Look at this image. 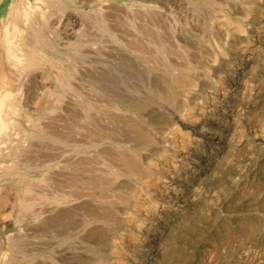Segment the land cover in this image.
<instances>
[{
  "label": "rangeland",
  "instance_id": "obj_1",
  "mask_svg": "<svg viewBox=\"0 0 264 264\" xmlns=\"http://www.w3.org/2000/svg\"><path fill=\"white\" fill-rule=\"evenodd\" d=\"M110 1L84 0L83 2H78L82 9H70L77 11L81 23H77L78 25L75 26V24L72 25L73 21H71L72 23L68 21L67 28H73L75 32L78 31L80 33L78 36L75 34L73 39L80 38L81 43L77 49L71 51L70 59L67 60L69 63H66V65H70L71 62L72 65L76 66L77 72H73L71 76V81L74 84L71 83L76 87V93L80 92V98L78 100L74 94H70L67 99H74V102L68 103L70 110H66L69 109L67 106L64 109H57L58 113L56 111L53 112L54 116H56L55 113L60 116H56L55 125L57 124V126L54 128L57 131L62 128V130H59L60 132L64 131L63 133L72 135L71 138L76 143L78 142L76 145L81 151L79 155L81 160H79L80 163L78 164V167L80 166L79 181H81L79 182L81 186L79 188L85 205L97 203L98 205L109 206L114 210H118L119 214L128 213L126 216L128 215L129 219H132L131 221L144 220L147 226L140 232L141 242L137 245L133 240H128L130 234L136 233V228L130 225L131 222L126 227L122 225L119 221L120 218H118V222L99 221L89 225L86 223V211L84 210L80 219L84 232L79 234V245L81 246L80 250L83 254V259L86 261L89 259L90 261L88 260L89 263L84 261L83 264H264V46H261L260 59L256 60L250 69L248 64H243L245 61L239 55L233 57L231 64L222 72L223 81L221 85L217 88L211 87L207 91L209 102H206L203 106L206 110L210 109L212 98H217L221 103L207 117L199 116L197 113L195 119H198L195 122V120H183L179 115H175L182 129L183 134L181 137L187 140L184 142L185 144L178 142L179 146L176 149L174 146L176 144L172 142L171 133L167 134L169 131L161 132L164 140H157V143H147L143 141L144 138L141 139V136L143 137L144 135L143 130H145L143 127L145 126L144 128H146L148 124L144 121L147 117L145 107H137L135 101L139 100L143 95L147 97L150 91L148 87L150 81L147 79L149 78L147 77L148 75H146L148 74V69L152 68L153 73L155 71L154 74L157 72L164 77L167 72L168 74L171 73L168 68L169 63L175 58L177 59V56H180L181 60L183 55L185 56L184 59L190 58L195 49L192 38L198 39V34L203 33L204 27L207 28L208 22L213 17L215 18L219 6L221 8L222 5L223 8L224 4H228V2L227 0H211L212 2L219 1L220 4L223 3L220 5L219 3L215 4V2L211 3L209 0H169L167 3L160 4L161 12H164L161 13L162 15L164 14L163 17L159 15L160 18L158 16H152V18L144 15L142 18L146 21L144 19L138 21L142 25V29H144V26L145 30H148L145 33L147 37H151L152 41L157 37H161L160 35L162 37L165 36L164 38L168 44L167 51H170V53H168L167 59H162L159 54L153 53V50L151 51L152 53L146 54L133 50L130 52L132 63L131 60L127 62V60L123 61L119 57H106V54V59L100 61L99 55H97L101 35L96 33L100 32L96 28V20L99 17L101 6L105 10V6H108L107 4ZM176 1L179 3L182 1V4L180 5ZM100 2L103 3L101 4ZM170 4H174V6H171L174 7L172 8L173 10L170 9ZM238 4L243 5L242 2ZM175 5H177V9H175ZM248 6H251L255 12L260 11V8L264 7V0L253 1ZM175 11L177 12L175 13ZM227 11L230 13L235 12L232 8H227ZM236 13L234 18H241L240 12ZM125 17L122 16L121 18L123 21L127 19L124 22L129 25L131 21L128 17ZM184 19L187 21H184ZM183 21L184 23L182 24ZM197 21L200 25L202 22L200 27L201 29L203 28L202 30L198 29L200 25H198ZM186 22L188 23L187 26L189 25L188 28L190 27L189 29L185 26ZM247 22L252 23V20H247ZM167 23L168 25H166ZM165 27H170L171 31L169 30L170 28L166 29ZM162 28L166 32L164 35L160 34ZM177 29L182 30L183 37L187 38L183 39L181 37V40ZM184 31H189V35ZM190 35H192V38ZM61 36L64 37L63 34ZM233 37L234 34L230 33L229 36H226L224 42L231 40ZM188 38L191 39L189 40ZM189 41H192V45L187 44ZM179 44H181V47L178 46ZM171 51L176 54H172ZM232 65L233 68H236L234 73L231 72ZM193 66L194 68L197 66L195 70L200 75V82L199 86L192 88V93L196 90V92H200L201 85L216 77L210 71L195 63ZM113 67L114 70L112 69ZM86 68L92 69V72L86 70ZM141 68L147 70L144 69L146 74L144 70V73L142 72ZM98 69L99 73L96 72ZM46 70L49 69L40 68V70L36 69V71L32 72L38 77L34 83L41 88L40 90L37 89L39 93L43 91V86H51L54 83L51 77L50 80H48L49 78L43 79L41 77L47 74ZM46 76L49 77L50 75ZM16 88H18V85ZM225 99L226 101H224ZM33 100L36 101V99ZM48 100L52 101L53 98H48ZM27 101L34 107V101H30V98ZM80 101L82 103L90 102L94 108L89 111L92 118L90 122L85 120V123L83 121L82 114L86 109L80 104ZM229 101L235 104L237 110H240L237 117H235L236 112L233 114L230 111L225 114ZM153 102L173 111L169 104L165 102H161L156 98H153ZM79 105L80 107H75ZM72 110L75 111L73 112ZM143 117L144 120H142ZM233 118H236V120L232 121ZM224 120H228V123H223ZM81 121L83 122L81 123ZM90 127L93 129H89ZM141 129L143 132L140 131ZM93 134L94 136H92ZM187 134L189 135L187 136ZM76 138L79 139L77 140ZM72 142L68 146L62 143V146L71 148L73 145L75 146ZM124 149H130L133 153L137 152L142 157L153 156L156 153L158 157L152 161V164L156 167L158 166V168L162 167L164 162V158H161L159 153L168 151L170 162L174 165L171 166L170 174L172 175L163 178V180L172 187L170 192L164 194L156 191L148 192L147 187L142 184L143 189L146 191L142 190L141 196L138 197L141 204L139 202V205L135 207L132 201H125L124 199V197H129V193H121L113 185L111 188L99 185L98 181L106 178L104 173H106L107 169L110 167L118 169L120 166L117 159H112L106 154L117 155L118 152L121 153ZM71 150L68 149L70 152ZM112 150L115 152L113 153ZM175 154L178 155L177 158L173 157ZM175 161L176 163H174ZM91 176L93 177L90 178ZM130 179L124 176L119 180H121L120 182H126ZM137 181L140 182L139 179ZM65 183L70 185L72 181ZM121 195L122 197L124 196V200L120 198ZM154 199L158 203L156 202L155 213L151 215L146 212L145 204L150 200L154 201ZM91 200L92 202H89ZM66 220L67 225H65L66 231L64 232H67L68 236H73H69V239L68 236H66L67 238L65 237L67 244L69 242L68 245L70 246L73 244H70V242L75 241L72 233L74 232L73 234H75L76 230L73 227L70 228L72 226L71 217ZM149 226L153 227V230L149 231ZM93 227L97 228V233L94 235L90 232ZM124 231L127 235L125 241L120 237ZM62 235L54 234L56 237H53V235L48 236L46 234L43 237L41 234H36L37 240L41 242L35 249L36 253L39 252V254L37 253L38 255L33 257L28 264H71L69 259H65L67 261H59L55 257L52 263L50 261L46 263L47 256L51 254V249L54 248L52 247L54 245L53 242L60 240V237L64 238L65 235ZM115 245H118V247H115ZM114 248L118 250L115 254L112 252Z\"/></svg>",
  "mask_w": 264,
  "mask_h": 264
},
{
  "label": "bare ground",
  "instance_id": "obj_2",
  "mask_svg": "<svg viewBox=\"0 0 264 264\" xmlns=\"http://www.w3.org/2000/svg\"><path fill=\"white\" fill-rule=\"evenodd\" d=\"M81 1L83 2L84 0ZM81 1L0 0V264H28L33 257L39 254V252H37L38 254L36 253L35 249L41 242L37 240L36 234H41L43 237L46 234L48 236L53 235V237H56L54 234L65 235L64 238L60 237V240H55L56 242H53L54 245H52V247L54 248L51 249V254L47 256L48 259L46 258V263L49 261L52 263L54 257L59 261H67L65 259H69L71 264H83L84 261L88 262L89 259L87 261L83 259V254L80 250L81 246L79 245V234L84 232L83 226L80 223L81 214L84 210L86 211V223L89 225L99 221L108 223L118 222V218H120L119 221L122 225L126 227L131 222L130 225L136 228V233L130 234L128 240H133L137 245L141 242L140 232L147 226L144 220L139 219L131 221L132 219L130 220L129 216H126L128 213L124 215L119 214L118 210H114L109 206L98 205L97 203H90L91 205L88 206L87 204L85 205L82 201V192L79 188V182L81 181H79L80 166L78 167V164L80 163L79 160H81L79 159L81 151L77 148L76 144L78 142L76 143L74 139L71 138L72 135H68L67 133L66 135L63 133L64 131L60 132L59 130H62V128H57L58 131L54 128L57 126L55 122L57 119L56 116H59V114L55 113L56 116H54L53 112H57L59 108L64 109V107H70L68 103L74 100L67 99L70 94H74L78 100L80 98V92L76 93L77 89L72 85L73 82L71 81L72 73L77 72L76 66L72 65L70 62L72 67L68 64L69 67L66 63H69L67 60L70 59L71 51L77 49L81 43V40H79L80 38L73 39L75 34L78 36L80 33H78V31L75 32L73 28H67V23L71 21H73V23L71 22L72 25L75 24V26L81 23L77 11L70 10L82 9L78 3ZM167 1L169 0H111L107 4L108 6H105V10L108 9L106 12L102 9L103 6H101V10L99 8V17L96 20V28L100 30V32L96 33L101 35L100 41L98 40L97 52L99 60L104 61L108 56L112 58L119 57L120 59L122 58L123 61L127 60L128 62L131 60L132 62L130 52L133 50L145 54L153 50L152 52H156L157 55L159 54L162 59H167L170 51H167L168 44L166 42L167 40L164 38L165 36L162 37V35H160L162 38H156L155 35L156 39L152 41L151 37L148 36L150 37L148 38L145 33L148 30H145L144 26V29H142V25L138 21L144 19L142 18L144 15L147 17H159V15L163 17L164 14L162 15L161 13L164 12H161L162 9L160 4L167 3ZM253 1L257 0H227L228 4L225 3L223 8L221 5L223 3L220 4L219 1H214L215 4L219 3L221 8L219 6L215 18L213 17V19L208 22L207 28L204 27L202 30L200 28L202 22L200 25L197 21L198 25H200L198 29L200 28L203 33H200L201 30L199 31L200 34H198V39H194L192 35H190L194 43L193 47H195L190 58L184 59L185 56L183 55L182 60L180 56H177L178 58H175V60L172 59L173 61L169 63L168 67L171 73L168 74L167 72V74H164V77L157 72L154 74L155 71L153 73L152 68H150L152 70L147 68L148 74H146L147 70L145 68H141L142 72L144 69L146 70H144V72L148 75L147 77L149 78L147 79L150 81L148 83L150 91L147 97L141 95L142 97L135 101L137 107H145V113L147 115L145 120L144 117L142 120L148 124L146 128H144L145 126L143 127V129H145L143 130L144 132L142 129L140 130L144 133V135L141 134L143 135L141 139L144 138L143 141L147 143H157V140H164L161 132L169 131L167 134L171 133L172 142L176 144L174 145L176 149L179 146L178 142L185 144L184 142L187 140L181 137L183 134L182 129L175 115H179L183 120H195V122L196 119H198H195L197 113L199 116L202 115L207 117L210 112L221 105L217 98H212L213 100H211L210 103L211 107L206 110L203 106L206 102H209L207 91L210 90L211 87L217 88L221 85L223 81L221 76L222 72L231 64L233 57L239 55L240 58L245 61L243 64H248L249 69L250 67L252 68L256 60L260 59L262 53L261 46H264V7L260 8V11L255 12L251 6H248V4H252ZM209 2L214 3L211 0H209ZM239 2H242L243 5L238 4ZM174 4L172 5L174 6ZM179 4L181 5L182 1ZM172 5H169L170 9L174 8L171 7ZM177 5H175V9H177ZM227 8H232L235 12L230 13L227 11ZM79 11L81 12V10ZM176 12L177 11H175V13ZM236 12H240L239 14L242 15L241 18H234V14H237ZM122 16H126L130 19L131 22H129V25L124 22L127 19L123 21L121 18ZM192 16L190 17L192 18ZM247 20H252V23H248ZM144 21L146 20L144 19ZM184 21L187 20L184 19ZM153 24L155 25V23ZM187 24L186 22L185 26L188 28L189 25L187 26ZM166 25H168V23ZM153 27L155 28V26ZM170 27L165 28L169 29ZM163 28L159 30L160 34L164 35L166 32L163 31ZM172 29L174 28L172 27ZM169 30L171 31V28ZM181 31L177 29V33L180 34V39L187 38L183 37V32L181 33ZM188 32H186L187 35H189ZM230 33L234 34V37L224 42L226 36H229ZM61 34H63L64 37H62ZM189 42L186 43L192 45V41ZM178 46L181 47V44ZM171 53L174 54L175 52L171 51ZM193 62L216 76L211 78V81L208 80L207 83L201 85L200 92H196V90L194 93H192V88L194 86H199L200 75H198L195 70L197 66L194 68ZM233 65L231 69L232 73L236 70V68H233ZM40 68L49 69L46 70V75L50 76L48 77L45 75L41 77L43 79L49 78L48 80H50L51 77L54 83L51 86H43V91L39 93L37 89L40 90L41 88L34 83L38 77L32 72L36 71V69L40 70ZM112 69L114 70V67ZM86 70L91 71L92 69L86 68ZM96 72L99 73V69ZM17 85L18 88H16ZM146 92L147 90L145 94ZM29 98L30 101L32 100L35 102H33L34 107L27 101ZM48 98H53V100L49 101ZM153 98L169 104L173 111L160 104H155ZM33 99H36V101ZM224 101H226V99ZM80 104L86 109L84 113L81 111L84 119L82 120L90 122L92 118L90 115L91 112L89 113V111L94 109L92 104L90 102L82 103L81 101ZM75 107H80V105ZM226 107L225 114L231 111L233 114L236 112L235 117L239 115L238 113L240 110L236 109L234 103H230L229 101ZM71 108L73 109V107ZM66 110L69 111L70 108ZM64 118L66 117L64 116ZM235 120L236 118H233L232 121ZM83 121H81V123ZM227 121L224 120L223 123L226 124L228 123ZM141 126L140 128H142ZM89 129L93 128L90 127ZM95 135L97 134L95 133ZM188 135L189 134H187V136ZM92 136H94V134ZM71 142L75 144V146L73 145L74 147H71L72 150L71 148L62 146V143L68 146ZM68 149H70L71 152L68 151ZM165 149L167 150V148ZM112 152L114 153L115 151L112 150ZM107 155L112 159H117L120 166L118 165V169H116V167L107 169L106 173H104L106 178H102L100 181L97 180L99 185L106 188H111L113 185L115 188L117 187L121 193H129V197H123L125 201H132L135 207L139 205L140 201L138 197L141 196L142 190L146 191L143 189L142 184L147 187L149 190L148 192L156 191L160 194L170 192L172 187L163 180V178L172 175L170 174L171 166L174 165L170 162V154L168 151L159 153V156L164 158L162 167L159 168L152 164V161H154V159L156 160L158 157L156 153H154L153 156L149 155L142 157L137 152L133 153L130 149H124L121 153L118 152L117 155L111 153L106 154V156ZM173 157L177 158L178 155L175 154ZM174 163H176V161ZM124 176L131 179L126 182H120L121 180L119 179ZM137 179H139L140 182H138ZM69 181H72V184L70 183V185H68L65 183H69ZM123 197L121 195L120 198L124 200ZM89 202H92V200ZM156 202L155 199L154 201H148L145 204L146 212L151 215L154 214L156 204L158 203ZM68 217H71L72 226L69 224L70 228L73 227V229L76 230L75 234H73L74 232L71 230L73 232L72 235L75 237V241L70 242V244L73 243L70 246L68 245L69 242L67 244L66 241V236H68L67 232H64L66 231L65 225H67L66 219ZM152 228L149 226L148 230L151 231L153 230ZM96 229V227H93L90 232L94 235L97 233ZM48 232H50V235ZM126 236V232L124 231L121 233L120 237L125 241ZM116 246L118 247V245H115V247ZM117 251L118 250L115 248L112 250L114 254L117 253Z\"/></svg>",
  "mask_w": 264,
  "mask_h": 264
}]
</instances>
